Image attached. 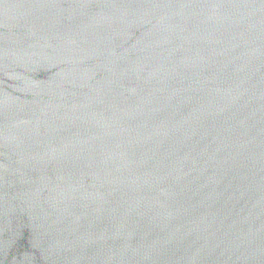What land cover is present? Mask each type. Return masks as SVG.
I'll use <instances>...</instances> for the list:
<instances>
[{"label": "water", "instance_id": "water-1", "mask_svg": "<svg viewBox=\"0 0 264 264\" xmlns=\"http://www.w3.org/2000/svg\"><path fill=\"white\" fill-rule=\"evenodd\" d=\"M0 264H264V0H0Z\"/></svg>", "mask_w": 264, "mask_h": 264}]
</instances>
